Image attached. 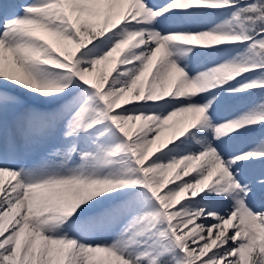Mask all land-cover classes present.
Returning a JSON list of instances; mask_svg holds the SVG:
<instances>
[{"label": "snow or ice", "instance_id": "1", "mask_svg": "<svg viewBox=\"0 0 264 264\" xmlns=\"http://www.w3.org/2000/svg\"><path fill=\"white\" fill-rule=\"evenodd\" d=\"M0 264H264V0H0Z\"/></svg>", "mask_w": 264, "mask_h": 264}]
</instances>
